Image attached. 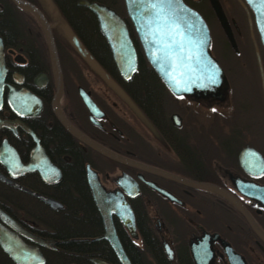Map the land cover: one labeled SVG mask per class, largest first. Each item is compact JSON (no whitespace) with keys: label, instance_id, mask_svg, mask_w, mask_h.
Masks as SVG:
<instances>
[{"label":"flooded vegetation","instance_id":"1","mask_svg":"<svg viewBox=\"0 0 264 264\" xmlns=\"http://www.w3.org/2000/svg\"><path fill=\"white\" fill-rule=\"evenodd\" d=\"M19 1L0 0V211L16 228L0 224L42 264H264V48L245 1L216 0L218 18L182 0L224 74L190 95L151 68L123 0ZM83 1L121 20L128 77Z\"/></svg>","mask_w":264,"mask_h":264},{"label":"water","instance_id":"2","mask_svg":"<svg viewBox=\"0 0 264 264\" xmlns=\"http://www.w3.org/2000/svg\"><path fill=\"white\" fill-rule=\"evenodd\" d=\"M14 1L20 6L31 9V6L25 2ZM244 1L252 10L260 43L264 48V4L261 0ZM83 3L96 15L111 45L121 75L128 77L135 68V58L121 20L112 10L103 5L89 4L85 1ZM123 3L141 42L146 60L172 94L190 95L193 92L219 89L223 83L224 74L209 53V31L204 20L195 10L182 0H123ZM212 5L217 17L222 18L217 1L213 0ZM210 77L212 80L209 79ZM74 136L78 137L76 134ZM95 149L104 156L123 164L140 166L123 157L107 153L99 147ZM0 178L4 179L1 176ZM15 186L29 192L20 186ZM91 187L95 190L94 186ZM95 194L94 192L93 195ZM104 212L105 210L100 209L104 226L107 225L110 228L108 214ZM0 220L11 228H16L1 211ZM37 242L44 245L43 242ZM0 247L15 264L43 263L36 247L24 246L1 224Z\"/></svg>","mask_w":264,"mask_h":264},{"label":"trees","instance_id":"3","mask_svg":"<svg viewBox=\"0 0 264 264\" xmlns=\"http://www.w3.org/2000/svg\"><path fill=\"white\" fill-rule=\"evenodd\" d=\"M114 3L117 2V0H113ZM136 76H139V75H136ZM152 74L151 73H148V82L149 83H154L155 81L153 80L152 78ZM148 92H151L153 94H158L161 98V93H162V89L160 87L156 88V87H151L149 88ZM158 98V99H159ZM136 99L139 101L140 100V96L139 94L137 93L136 95ZM69 261H66L62 255V252L61 251H57V252H48L46 254V261H45V264H67ZM0 264H13L5 254H3L1 251H0Z\"/></svg>","mask_w":264,"mask_h":264},{"label":"snow or ice","instance_id":"4","mask_svg":"<svg viewBox=\"0 0 264 264\" xmlns=\"http://www.w3.org/2000/svg\"><path fill=\"white\" fill-rule=\"evenodd\" d=\"M261 3L264 4V0H261ZM209 79L212 80L211 77ZM212 82H214V80Z\"/></svg>","mask_w":264,"mask_h":264},{"label":"rangeland","instance_id":"5","mask_svg":"<svg viewBox=\"0 0 264 264\" xmlns=\"http://www.w3.org/2000/svg\"><path fill=\"white\" fill-rule=\"evenodd\" d=\"M238 25H239V27H241L240 23Z\"/></svg>","mask_w":264,"mask_h":264}]
</instances>
